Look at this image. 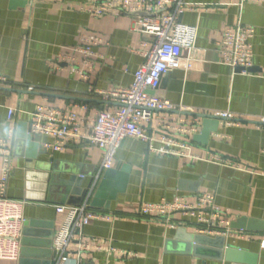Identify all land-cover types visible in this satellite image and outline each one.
I'll list each match as a JSON object with an SVG mask.
<instances>
[{
  "label": "crops",
  "instance_id": "1",
  "mask_svg": "<svg viewBox=\"0 0 264 264\" xmlns=\"http://www.w3.org/2000/svg\"><path fill=\"white\" fill-rule=\"evenodd\" d=\"M184 1L188 6L178 21L196 27V41L181 50V66L168 71L154 92L175 109L156 111L144 127L154 140L152 148L166 149L158 140L170 136L187 141L197 157L156 153L146 143L124 138L105 193L110 195L126 175L124 189L95 208L90 200L106 171L101 169L102 151L87 139L46 151L60 179L76 174L82 189L92 181L85 199L92 210L109 215L76 233L67 261L56 264H264V2L239 10L231 0ZM88 8L87 0H0V74L7 78L0 87V138L13 132L5 193L24 202L19 256L0 258V264H39L33 254L53 251L52 238L65 216L55 208L67 204L24 198L29 156L42 150V142H53L40 135L27 138L29 114L38 104L88 118L116 107L113 102L102 106L90 89L128 87L153 42L136 30L132 13L112 10L93 16ZM237 23L254 29L252 67L246 74L233 72L216 52L225 28ZM83 38L93 43L90 57L75 51ZM83 104L87 111L81 110ZM9 107L17 109L11 119ZM219 112L234 118L208 117ZM212 154L232 160L234 167L205 160ZM2 160L0 155V169ZM48 174L49 182L52 171ZM28 191L35 197V190ZM206 193L226 216L227 234L198 233L205 226L193 211L165 218L138 213L145 202L178 196L195 205ZM202 213L211 215L208 208ZM191 235L200 237L196 247Z\"/></svg>",
  "mask_w": 264,
  "mask_h": 264
},
{
  "label": "built area",
  "instance_id": "2",
  "mask_svg": "<svg viewBox=\"0 0 264 264\" xmlns=\"http://www.w3.org/2000/svg\"><path fill=\"white\" fill-rule=\"evenodd\" d=\"M87 2L88 10L93 16H103L112 10L143 12V15H135V28L143 34L152 36L153 42L143 53L144 60L133 72L132 82L128 87L90 89L102 101L116 103V107L98 110L92 118H88L72 110L62 111L38 104L29 114L28 134L51 138L52 143L45 141L40 145L45 151H58L64 144L87 139L102 151L101 169H110L113 166L116 151L124 138H133L146 143L156 153L196 158L197 156L190 152V144L187 141L179 142L170 136H163L158 140L167 146L166 149L152 148L154 140L144 127V123L150 121L156 111L175 109L168 100L158 98L154 92L168 71L181 66V50L192 48L196 41V27L178 21V17L188 4L184 0H87ZM263 2L264 0H231L239 10L245 4ZM253 36L254 29L241 23L225 28L216 45L219 61L230 67L233 72L246 74L252 67ZM81 42L82 44L75 51L81 52L86 57L92 56L94 54L92 41L83 38ZM6 84L7 78L0 74V87H5ZM80 108L82 111H87L88 106L83 104ZM16 111L17 109L9 107L8 119H11ZM215 115L229 122L234 118L233 114L228 112H219ZM260 122L264 123V117ZM83 129L85 134L81 133ZM173 129L183 132L195 130L194 127L188 130L175 127ZM12 133L11 130L6 138H0V155L3 158L0 169V258L3 259H16L19 256V239L24 221L21 215L24 202L10 199L5 193L11 172L9 156ZM205 160L220 166L235 165L232 160L215 154ZM261 174L264 175V172ZM205 208L209 209L210 217L202 213V209ZM185 210L193 211L192 213L200 219L198 224L205 226L198 228V233L227 234L229 232L227 227H224L227 218L214 204V196L211 193L198 196L195 205L178 196L171 201L145 202L139 206L138 213L141 216L165 218L170 213ZM55 211L65 215L51 242L52 249L58 253L60 263L67 261L71 242L76 233L79 234L91 221L105 220L109 216L102 211L92 210L87 199L77 206H56ZM97 249L100 250L101 247L97 246Z\"/></svg>",
  "mask_w": 264,
  "mask_h": 264
},
{
  "label": "water",
  "instance_id": "3",
  "mask_svg": "<svg viewBox=\"0 0 264 264\" xmlns=\"http://www.w3.org/2000/svg\"><path fill=\"white\" fill-rule=\"evenodd\" d=\"M133 15H143V12H137L132 13ZM84 101H90L88 99H83ZM100 103L103 105L110 104L112 102H106L100 100ZM207 117V115H206ZM213 117L215 119H222L218 116H208ZM29 131V129H28ZM27 138L31 139V136L27 134ZM49 158L45 150H39L37 149L36 152H34L32 155L29 156V161L27 163V168L31 170V172H28L26 174L27 182L25 184L26 191H25V199L26 200H34V201H43L44 199H47V201L56 202L58 204H67V205H79L87 196V193L89 194V189L91 183L89 186L85 189L80 188L78 185V178L76 174L71 173V175L66 179H60L59 174L57 173V169L55 166L49 165ZM52 171L51 179L48 182V176L49 172ZM115 170L112 169H106V171L103 173L98 185L97 189L94 192L91 200H90V206L99 208L105 204L106 200H112L115 199L116 191H123L125 182H126V175L124 176V182L115 183L114 184V190L111 192L110 195L105 193V190L108 188V185L110 184L109 178H111L115 173ZM101 173V170L98 174ZM39 180L41 182H33V179ZM30 179V180H28ZM28 189L35 190V197L33 191L29 192ZM90 196V194H89ZM200 237L191 235L189 237V240L192 242L191 245L197 246L199 242ZM221 245V243H219ZM24 255V252L21 253ZM33 258L36 261H39V264H56L58 260V253L56 251H48L41 255L33 254ZM40 259V260H39ZM44 259V260H41Z\"/></svg>",
  "mask_w": 264,
  "mask_h": 264
}]
</instances>
